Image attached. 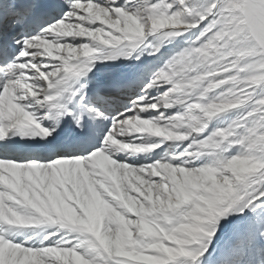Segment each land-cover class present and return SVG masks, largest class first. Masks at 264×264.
Instances as JSON below:
<instances>
[{"label":"snow or ice","instance_id":"6c2138e0","mask_svg":"<svg viewBox=\"0 0 264 264\" xmlns=\"http://www.w3.org/2000/svg\"><path fill=\"white\" fill-rule=\"evenodd\" d=\"M0 264H264V0H0Z\"/></svg>","mask_w":264,"mask_h":264}]
</instances>
